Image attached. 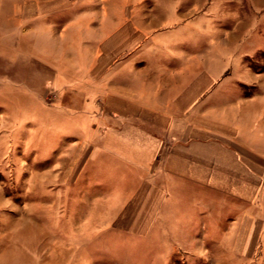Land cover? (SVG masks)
Masks as SVG:
<instances>
[{
	"label": "crops",
	"instance_id": "crops-1",
	"mask_svg": "<svg viewBox=\"0 0 264 264\" xmlns=\"http://www.w3.org/2000/svg\"><path fill=\"white\" fill-rule=\"evenodd\" d=\"M0 5L1 31L41 18L46 27L59 25L65 57L74 59L62 62L63 53L53 59V88L95 86L100 79L84 112L54 111L82 120L59 133L89 135L84 143L99 145L123 175L139 176L145 186L134 197L156 199L162 192L156 184H164L165 214L180 219L173 229L165 223L164 246L196 263L264 264V94L239 93L254 81L252 59L262 58L264 0ZM207 37L213 48L205 52ZM84 38L91 43L85 46ZM234 72H244L243 79L227 82ZM206 119L214 126L199 121ZM155 224L150 238L158 235ZM3 245L0 264H8L11 240ZM14 263L24 264L21 257Z\"/></svg>",
	"mask_w": 264,
	"mask_h": 264
},
{
	"label": "rangeland",
	"instance_id": "rangeland-1",
	"mask_svg": "<svg viewBox=\"0 0 264 264\" xmlns=\"http://www.w3.org/2000/svg\"><path fill=\"white\" fill-rule=\"evenodd\" d=\"M47 20L13 22L17 29L0 30V251L11 240L14 257L8 264L16 257L24 264H210L163 245L166 224L173 229L180 223L165 214L164 184H156L162 190L156 199L134 197L145 186L139 176L123 175L122 166L102 155L99 145L84 143L89 135L59 133L82 120L54 111L84 112L100 79L95 86L52 87L53 59L65 57L68 48L59 25L46 27ZM203 41L210 51L213 40ZM261 54L252 59V85L239 93L264 94V50ZM85 56L77 57L84 61ZM73 57L66 54L62 62L72 63ZM242 74L224 79L241 81ZM211 93L208 88L206 95ZM199 121L214 126L211 119ZM154 224L158 235L150 238Z\"/></svg>",
	"mask_w": 264,
	"mask_h": 264
}]
</instances>
